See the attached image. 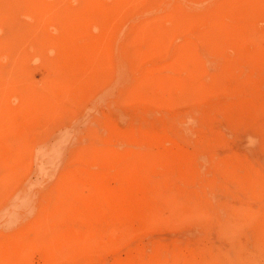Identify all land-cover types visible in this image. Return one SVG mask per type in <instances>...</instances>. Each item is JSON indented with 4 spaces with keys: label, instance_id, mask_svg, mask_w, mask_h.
Returning <instances> with one entry per match:
<instances>
[{
    "label": "rangeland",
    "instance_id": "obj_1",
    "mask_svg": "<svg viewBox=\"0 0 264 264\" xmlns=\"http://www.w3.org/2000/svg\"><path fill=\"white\" fill-rule=\"evenodd\" d=\"M0 264H264V0H0Z\"/></svg>",
    "mask_w": 264,
    "mask_h": 264
}]
</instances>
